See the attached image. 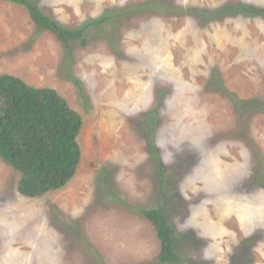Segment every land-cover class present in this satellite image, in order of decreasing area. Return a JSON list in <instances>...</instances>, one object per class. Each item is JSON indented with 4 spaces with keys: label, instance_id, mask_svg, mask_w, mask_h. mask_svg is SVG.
I'll list each match as a JSON object with an SVG mask.
<instances>
[{
    "label": "rangeland",
    "instance_id": "374dc122",
    "mask_svg": "<svg viewBox=\"0 0 264 264\" xmlns=\"http://www.w3.org/2000/svg\"><path fill=\"white\" fill-rule=\"evenodd\" d=\"M31 1L88 43L0 0V74L67 99L82 159L32 198L0 156V264H264V0Z\"/></svg>",
    "mask_w": 264,
    "mask_h": 264
},
{
    "label": "trees",
    "instance_id": "16d2710c",
    "mask_svg": "<svg viewBox=\"0 0 264 264\" xmlns=\"http://www.w3.org/2000/svg\"><path fill=\"white\" fill-rule=\"evenodd\" d=\"M7 1L26 5L35 24L53 32L63 43L69 44L73 38L88 43L85 28L63 27L31 0ZM82 126V115L57 89L31 85L18 75L0 74V156L21 173L17 188L22 195L40 197L68 185L82 159ZM143 213L159 239V261H183L165 209L144 208Z\"/></svg>",
    "mask_w": 264,
    "mask_h": 264
}]
</instances>
